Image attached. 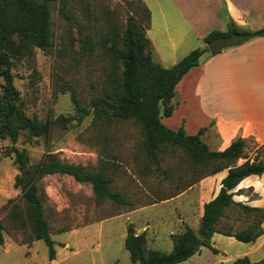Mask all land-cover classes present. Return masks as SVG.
I'll return each instance as SVG.
<instances>
[{"label": "rangeland", "instance_id": "obj_1", "mask_svg": "<svg viewBox=\"0 0 264 264\" xmlns=\"http://www.w3.org/2000/svg\"><path fill=\"white\" fill-rule=\"evenodd\" d=\"M83 1L78 0V5ZM86 1V11L78 7L76 13L82 33L91 35L94 40L103 11L106 10V16L121 25L125 16L138 9L142 2ZM146 1L152 13L153 29L158 28L162 16L171 29L184 31L186 44L183 50L201 45L184 18L193 12H178L169 0ZM64 27L52 6L50 47L47 51L34 48L31 56L21 59L10 69L12 83L19 92L27 116L44 120L57 114H72L74 107L70 94L86 103L103 85L106 59L100 49L81 51L76 29L72 27L70 37L64 38ZM62 38L63 47L60 44ZM202 47L206 48V44L203 43ZM205 130L201 141L215 149L216 135L209 128ZM141 137L139 127L129 120L111 122L105 130H100V127L92 126L86 116L79 125L65 129L52 126L45 141L42 138L26 141L24 136L18 138L15 145L26 149L29 162L36 161L45 150L55 153L61 160L94 169L106 160V172L112 176L111 190L121 193L127 200L126 204H116L108 198L96 201L88 183L77 182L67 174L42 176L37 184L45 193L43 209L54 242L53 259L47 258L42 240H34L27 226L19 227L13 221L12 208L14 205L21 208L22 201L19 190L13 186L17 170L9 156H2L9 141L0 139V264H131L123 247L126 224H130L135 232H144L146 248L162 251L170 249V234L181 231L184 224L195 230L199 207L218 189L220 180L216 175H206L193 181L201 170L192 169L186 155L177 147L160 150L159 168L155 169L141 147ZM257 145L253 139H247L244 153L248 158L253 156ZM258 152L264 156V152ZM246 184L243 181L233 189L236 191L235 201L247 204L254 199L251 188L241 187ZM246 223V215L234 207L221 219L220 227L234 232ZM231 238L216 240L222 248H215L216 252L206 253L207 249L203 248L205 253L198 257V264H203L205 259L208 264H229L236 256L232 252L245 245ZM173 264H189V261Z\"/></svg>", "mask_w": 264, "mask_h": 264}, {"label": "trees", "instance_id": "obj_2", "mask_svg": "<svg viewBox=\"0 0 264 264\" xmlns=\"http://www.w3.org/2000/svg\"><path fill=\"white\" fill-rule=\"evenodd\" d=\"M141 2V1H140ZM65 24L64 38L70 37L72 27L76 29L77 41L81 51L100 49L106 59L103 85L100 91L81 103L73 95L72 114H57L53 118L39 120L27 116L23 111V101L12 83L11 67L23 58L31 56L34 48L47 51L51 45L50 10ZM87 9V1L78 5V0H0V139H8L2 156H9L17 172L13 176V186L20 192L22 207L15 205L11 215L19 227H28L34 240L40 239L46 246L47 258H54L53 240L50 238L44 216L43 201L45 193L37 181L46 174H67L75 181L88 183L96 201L108 198L116 204H126L124 196L110 185L112 176L106 172L104 164L90 168L81 164L61 160L49 150H45L34 162L28 161L24 147L15 145L20 136L26 141L42 138L46 140L50 128H67L79 125L86 116L92 126L105 130L111 122L131 121L141 132V147L150 160L159 168L158 153L166 147L179 148L188 158L192 169H200L197 179L225 170L219 187L213 197L202 203L201 215L195 230L184 224L181 231L170 234L171 247L168 251L146 248L144 232L135 233L126 224L123 247L131 264H173L185 260L196 253L200 247L212 252L210 238L213 233L231 236L237 241L252 242L262 233L261 221L264 206H250L235 201L233 188L246 176L264 172V143L255 147L251 158L244 153L247 139L236 137L222 149H210L200 139L205 127L195 133H186L182 123L171 129L161 123L160 118L171 114L176 106L170 102L176 94L175 84L189 69L209 55L205 47L189 50L170 66H162L151 57V46L146 37L149 11L141 2L139 8L129 12L121 25L106 16L103 11L97 38L82 33L76 9ZM83 29V28H82ZM237 37L234 44L248 39L264 36V27L248 29L239 27L226 19L223 30H210L203 37L206 44L214 39ZM60 43L63 47V38ZM219 50V49H218ZM217 50V51H218ZM205 53V54H204ZM241 158L242 161L237 163ZM107 166V165H106ZM237 207L246 215L247 223L232 232L221 228V219L226 212ZM0 224V243L2 242ZM230 264H264V252L257 262H250L243 255L233 259Z\"/></svg>", "mask_w": 264, "mask_h": 264}, {"label": "crops", "instance_id": "obj_3", "mask_svg": "<svg viewBox=\"0 0 264 264\" xmlns=\"http://www.w3.org/2000/svg\"><path fill=\"white\" fill-rule=\"evenodd\" d=\"M141 1L149 11V23L145 34L150 42L151 57L162 66H170L191 50L189 47L183 50L186 44L183 39L184 31L171 29L162 16L157 23L158 28L153 29V18L148 3L146 0ZM169 2L178 12L184 10L193 12L191 16L184 15V18L193 37L201 42L199 47H202L204 43L202 37L207 32L225 28L226 19L248 29L264 27V0H169ZM202 57V61L189 69L175 84L176 94L172 98L176 106L170 115L160 118L161 123L171 129L182 123L184 131L189 134L202 127L209 128L218 140L215 149L224 148L236 137L253 139L257 144L264 143V36L227 45ZM205 129L202 132H206ZM224 174L225 170H221L209 177L216 175L219 181ZM243 181L247 184L241 187L251 188L255 194L254 199H250L247 205H264V172L246 176L233 189L239 187ZM234 197L233 195L232 198L235 199ZM201 210L202 204L198 210V218ZM261 227L262 233L254 241L242 242L245 244L241 246L243 248L232 252V255L236 254L232 260L243 255L247 256L250 262L261 259L264 252V219ZM139 232L141 231L135 233ZM229 238L231 237L213 233L210 238L211 246L222 249L216 244V240ZM203 248L207 249L206 253L211 251L202 246L185 260L189 261V264H198V257L205 253L202 252ZM203 264H208L206 259Z\"/></svg>", "mask_w": 264, "mask_h": 264}, {"label": "water", "instance_id": "obj_4", "mask_svg": "<svg viewBox=\"0 0 264 264\" xmlns=\"http://www.w3.org/2000/svg\"><path fill=\"white\" fill-rule=\"evenodd\" d=\"M236 41H237V37L235 35H232L228 38H218L206 43V48L208 52L212 54L216 52L219 48L227 45H232Z\"/></svg>", "mask_w": 264, "mask_h": 264}]
</instances>
